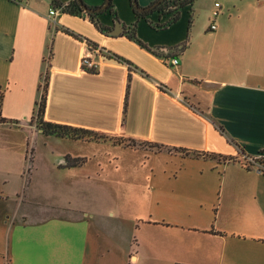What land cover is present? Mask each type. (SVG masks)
Returning a JSON list of instances; mask_svg holds the SVG:
<instances>
[{"label":"crops","instance_id":"1","mask_svg":"<svg viewBox=\"0 0 264 264\" xmlns=\"http://www.w3.org/2000/svg\"><path fill=\"white\" fill-rule=\"evenodd\" d=\"M82 1L90 7L105 2ZM200 1L185 7L177 23L158 30L149 21L163 24L171 15L139 18L130 0H113L122 26L137 23V36L149 47H174L189 38V48L170 57L130 40L126 27L111 35L116 21L110 11L98 17L109 28L103 33L86 14H62L54 26L52 0H0L1 113L8 121L0 128L31 120L48 72L47 121L105 137L113 151L128 149L116 139L158 149L142 152L151 165L162 167L156 210L134 223L150 235L129 237L130 248L121 253L125 264H140L139 251L152 240L156 258L166 264H264V0H213L208 6ZM97 47L104 55L91 54ZM85 54L99 70H82ZM174 58L176 67L170 65ZM60 139L72 144L55 153L54 174L69 182L98 179L97 172L85 170L101 167L92 153L100 139ZM181 149L237 160L204 159ZM31 156L32 150L25 161L35 169ZM66 157L84 160L67 167ZM110 157L111 164L119 162ZM18 159L16 144L0 143V187L5 188L0 189V264H89L100 245L102 221L67 218L69 205L37 219L20 218L11 205L25 204L26 189H6L28 173V162L20 166Z\"/></svg>","mask_w":264,"mask_h":264},{"label":"rangeland","instance_id":"2","mask_svg":"<svg viewBox=\"0 0 264 264\" xmlns=\"http://www.w3.org/2000/svg\"><path fill=\"white\" fill-rule=\"evenodd\" d=\"M201 2L206 6L214 4L213 0H202L199 3ZM14 124L0 128L2 129L0 143L16 144L19 149V165L28 162L30 167L28 173L25 171L26 178H21L19 175L7 185L6 189L9 192L16 190L23 192V189H26V193H23L25 204L17 206L12 203V210H16L20 218L34 217L37 219L44 213L57 211L63 205H69L71 210L67 211V218L80 215L99 217L102 226L96 236L100 240V245L97 254H90L93 256L89 258V264H125L121 253L126 248H130L127 245L129 237L135 232L142 238L150 235V233L142 232L143 228L135 229L134 223L156 210L154 191L164 185L161 179L162 167H158L159 162L151 165L144 158L143 153H153L158 149L147 143L116 139L115 144L124 143V148L128 149L125 152L113 151L106 146L107 138L97 136L100 139L99 146L92 153L96 155V162H99L101 167L96 169L92 166L85 171L97 172L98 179L93 178V182H69L54 174L52 162H56L55 155L66 149L72 142H65L54 136L46 138L39 133L35 123L31 120L21 125ZM10 127H15L19 131L15 133L16 129H10ZM16 138L17 141H15ZM31 150V161H34L35 169L29 159L25 161L27 152L29 155ZM133 150L138 151L133 152ZM111 155L119 157V162L113 161L114 163L111 164L109 161ZM151 168L155 171L151 172ZM26 179L30 181L28 186ZM147 242L145 243L147 245H143L139 251L142 259L140 264H166L160 256L156 258L155 241ZM130 261H133L131 257Z\"/></svg>","mask_w":264,"mask_h":264},{"label":"trees","instance_id":"3","mask_svg":"<svg viewBox=\"0 0 264 264\" xmlns=\"http://www.w3.org/2000/svg\"><path fill=\"white\" fill-rule=\"evenodd\" d=\"M14 1V0H13ZM131 6L139 18H146L150 14L159 12L163 15H171V18L163 23H153L149 21L150 25L158 30H163L168 28L169 26L177 23L182 15V10L185 7L191 6L197 2V0H155L152 2L148 7H141L138 4V0H130ZM108 4V5H107ZM83 5L87 7V9L94 11V13H88L83 9ZM104 5H107L105 9L101 10L100 12H97L99 9H101ZM104 5L102 7H90L86 5L82 0H71L69 3L65 4L62 2V0H52V6L55 8H62L64 14H70L74 16H80L83 14H86L92 23L103 33H107L109 28L104 26L98 19V17L107 11H110L113 15V18L115 21H119L117 11L114 8L113 0H105ZM143 9V10H140ZM193 9L190 19V27L193 24ZM126 32L125 35L132 41L137 42L140 46L143 48H146L147 50L153 52L157 56H164L166 52L170 57H175L180 54H183L190 45L189 38L186 39L183 43L180 45L174 46V47H154L151 48L147 44L143 43L137 36V23H134L130 26H126ZM93 72V71H90ZM48 72L45 74V81L42 85H40V90L42 91L41 97L37 101L33 116L31 118V121L35 123V126L37 129L45 136H55L57 138H68L73 140H85L86 138L94 139L98 138L96 133H93L91 131L81 129V128H75L67 125L57 124L53 122H49L45 119V113H46V105H47V93H48ZM4 94L0 92V124H4L7 121L4 117H2L1 113V105L3 100ZM127 101V100H126ZM220 132L225 135V131L223 128L218 127ZM181 152H183L185 155H192L194 157H203L204 159H219L223 162H234L237 159L232 156H224V155H218L214 153H200V152H191L185 149H181ZM244 151L240 149V155H244ZM67 160V167H75L80 165L81 161L84 159L80 158H74L71 159L70 157H66ZM262 164L264 165V159H260Z\"/></svg>","mask_w":264,"mask_h":264},{"label":"built area","instance_id":"4","mask_svg":"<svg viewBox=\"0 0 264 264\" xmlns=\"http://www.w3.org/2000/svg\"><path fill=\"white\" fill-rule=\"evenodd\" d=\"M14 1L17 2V3H23V4L28 2V0H14ZM219 6H220V4L216 3V7H219ZM62 14H64L62 8H55L53 6L51 7L49 15H50L52 24L54 26L57 25L58 19H59V17ZM217 15H218V12L215 11L214 12V16H217ZM211 29L212 30H216V25L212 24ZM86 45H87V49H89L88 43H86ZM91 54H93V55L95 54L96 56H102V55H104V50L102 48H100V47H97V48H94L93 50H91ZM178 64H179V59L178 58H174L170 62V65L172 67H176ZM81 68H82L83 71L96 72L97 70H99L100 64L98 62L94 61L93 58H91V56H88L87 54H85L81 58Z\"/></svg>","mask_w":264,"mask_h":264},{"label":"water","instance_id":"5","mask_svg":"<svg viewBox=\"0 0 264 264\" xmlns=\"http://www.w3.org/2000/svg\"><path fill=\"white\" fill-rule=\"evenodd\" d=\"M108 5V4H107ZM107 5H104L101 9H99L97 12H100L101 10L105 9ZM83 9L88 12V13H94V11H91L89 9H87V7L85 5H83ZM143 10V9H140ZM125 28L122 26V24L120 23V21H116V28L114 31L110 32L111 35H121L124 32Z\"/></svg>","mask_w":264,"mask_h":264}]
</instances>
